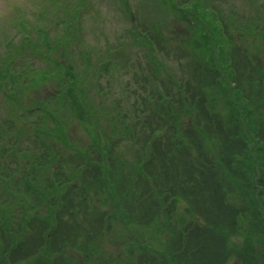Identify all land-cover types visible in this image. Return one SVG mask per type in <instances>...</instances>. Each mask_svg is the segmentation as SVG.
<instances>
[{
    "label": "trees",
    "instance_id": "16d2710c",
    "mask_svg": "<svg viewBox=\"0 0 264 264\" xmlns=\"http://www.w3.org/2000/svg\"><path fill=\"white\" fill-rule=\"evenodd\" d=\"M104 1L0 18V264H264V2Z\"/></svg>",
    "mask_w": 264,
    "mask_h": 264
},
{
    "label": "rangeland",
    "instance_id": "374dc122",
    "mask_svg": "<svg viewBox=\"0 0 264 264\" xmlns=\"http://www.w3.org/2000/svg\"><path fill=\"white\" fill-rule=\"evenodd\" d=\"M97 1V0H95ZM131 1H135L138 2L140 0H131ZM222 0H218V3H221ZM226 1H230V0H226ZM248 0H232L233 4H236L237 8L240 10L241 8H243V6L241 5L242 3H247ZM259 2L262 1L264 2V0H258ZM7 2V3H6ZM9 3V4H8ZM14 3H18L20 5H26L27 1L26 0H0V18H2L3 16L7 15V12L10 11V9L8 8V6H12L10 4H14ZM106 3H108V1H106ZM112 3V2H111ZM107 5V10H105V15H106V22H105V28L108 31L107 34H109V38L111 40V44H114V40L112 39V33H114L115 31L119 30L118 27V19L116 17V15L114 13H112L110 7ZM117 19V20H116ZM169 31H171L174 36L176 33L178 32H184V30L181 27H173L171 29H169ZM116 50V49H115ZM128 76H126L127 78ZM182 209L183 206H180L178 208V214L180 215L182 213ZM110 254L113 255V257L116 256V253L119 251L118 249V242H113V245L110 246Z\"/></svg>",
    "mask_w": 264,
    "mask_h": 264
}]
</instances>
